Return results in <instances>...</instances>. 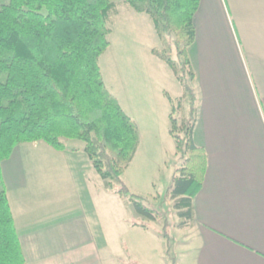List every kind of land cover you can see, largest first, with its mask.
<instances>
[{
  "label": "crops",
  "instance_id": "1",
  "mask_svg": "<svg viewBox=\"0 0 264 264\" xmlns=\"http://www.w3.org/2000/svg\"><path fill=\"white\" fill-rule=\"evenodd\" d=\"M194 23L196 40L189 48L198 94L194 142L205 149L208 164L203 186L192 200V217L175 237L174 264H264V0H201ZM111 44L100 59L108 89L103 60ZM132 62L133 67L138 64ZM109 91L139 126L132 166L151 147L147 143L162 142L165 113L155 103L145 107L152 115H141L125 97L128 89L122 100ZM19 146L2 169L26 264H172L166 239L142 225L130 226L143 228L152 238L149 243L127 242L129 256L114 251L112 227L109 232L99 227L97 207L92 202L85 208L80 194H69L80 201L74 212L23 207L15 195L25 187L14 166ZM84 147L46 148L45 153L70 160L75 156L86 170L92 163ZM70 169L75 170L73 165ZM102 194L113 200L109 189ZM88 196L92 200L90 191ZM158 250L162 260L156 261L149 252Z\"/></svg>",
  "mask_w": 264,
  "mask_h": 264
},
{
  "label": "trees",
  "instance_id": "2",
  "mask_svg": "<svg viewBox=\"0 0 264 264\" xmlns=\"http://www.w3.org/2000/svg\"><path fill=\"white\" fill-rule=\"evenodd\" d=\"M125 1L151 17L163 43L152 53L183 86L180 97L168 95L177 166L167 197L177 200L180 218L188 220L208 164L205 149L194 142L198 94L189 55L201 0ZM117 12L114 0H0V264H26L2 169L25 142L66 150L69 140L83 141L105 187L132 202L140 215L157 218L158 209L123 179L139 149V126L109 91L101 70ZM163 237L174 264L172 235Z\"/></svg>",
  "mask_w": 264,
  "mask_h": 264
},
{
  "label": "rangeland",
  "instance_id": "3",
  "mask_svg": "<svg viewBox=\"0 0 264 264\" xmlns=\"http://www.w3.org/2000/svg\"><path fill=\"white\" fill-rule=\"evenodd\" d=\"M114 1L117 3L118 12L109 22L112 29L109 39L112 44L103 60L109 89L120 100L123 99L124 90L128 89L130 95L125 94V97H130L132 107L137 113H142L141 115H152L145 107L155 103H159L163 114L165 113V127L162 124L159 133L164 143V155L160 150L162 142L157 141L155 145L147 143L151 147L139 154L131 168L123 174V179L131 186L132 191L144 197L148 206L158 209L156 220L140 215L132 202L111 189L109 191L114 193L113 200H110L109 195L106 199L102 194L106 189L104 181L92 165L84 170L75 156H71L70 160L46 154L45 149L51 151L53 147L44 141L22 143L16 151L13 159L16 161V171H20L17 179L25 187L23 190H15V195L23 207L74 212L80 208V201L74 202L69 194H73L71 197L80 194L85 208L92 202L97 207L99 227H103V231L107 228L108 232L112 227L115 238L113 250L129 256L130 253L125 247L127 242H134L138 246V242L146 244L152 240L141 230L143 228H132V223L144 224L151 230H157L162 236L163 233H169L175 244V237L189 222L180 218L175 206L177 200L167 197L177 165L176 141L169 132L171 120L167 114L172 108L165 94L178 98L183 94V86L171 67L152 53L153 48H162L163 43L151 17L146 13H138L125 0ZM132 60H137L138 63L134 67ZM67 143L77 148L85 145L80 140H69ZM72 165L75 168L73 172L70 169ZM89 191L92 200L88 196ZM149 254L151 257L153 254L156 261L162 260L159 250ZM118 263L121 264L120 261Z\"/></svg>",
  "mask_w": 264,
  "mask_h": 264
}]
</instances>
